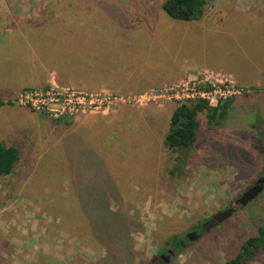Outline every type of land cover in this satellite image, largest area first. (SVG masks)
<instances>
[{"label": "rangeland", "instance_id": "1", "mask_svg": "<svg viewBox=\"0 0 264 264\" xmlns=\"http://www.w3.org/2000/svg\"><path fill=\"white\" fill-rule=\"evenodd\" d=\"M163 2L0 0L1 14L8 3L16 12L32 15L55 12L69 3L65 10L76 11L79 19L74 16L76 19L70 20L75 12L64 14L69 18L63 23L64 34L75 30L87 36L88 42L94 39L96 45L105 47L110 55L104 72L110 75L100 86L115 90L111 92L137 95L204 69L232 76L245 91L234 98L214 132L205 128V113L199 114L197 147L179 173L176 154L163 145L177 103H169L171 107L168 103L125 106L133 121L121 114L101 123L98 118H52L15 104L20 92L42 87L43 69L49 68L45 62L52 59L43 51L40 39L47 29L56 32L60 20L47 27L39 20H4L0 25V100L5 102L0 107V142L17 147L21 158L10 175L0 177V243H13L16 226L39 220L41 227L46 223V245L62 254L79 253L73 264H100L109 256L114 264H156L159 255L169 258L167 264H225L264 225L263 190L222 223L208 231L198 229L212 215L234 207L235 201L264 177V80L255 87L237 82L248 83L247 75L255 66L264 69V0H212L200 19L188 22L170 18L162 9ZM58 59L61 64L72 60L64 53ZM53 82L63 85L53 77L45 85ZM63 118L71 119V125L52 121ZM95 125H105L108 134L115 128L121 131L115 141H122V127L139 128L137 140L127 137L119 154L113 151L110 155L111 180L114 186L121 184L122 190L118 195L108 194L100 187L109 202V213L127 216L131 232L128 238L124 236L123 244L121 236L109 237L99 230L97 211L83 201L92 197L91 190L96 192L94 186L82 190L86 195L78 192L87 182L101 186L104 181L95 159L89 156L99 140L90 130ZM192 232L194 241H184ZM172 237L183 243L182 249L166 245ZM124 246L129 247L130 255ZM12 249L0 254V264H22L10 259L14 257ZM168 250L173 252L170 257ZM34 260L30 264L47 262ZM248 264H264V255L258 254Z\"/></svg>", "mask_w": 264, "mask_h": 264}, {"label": "crops", "instance_id": "2", "mask_svg": "<svg viewBox=\"0 0 264 264\" xmlns=\"http://www.w3.org/2000/svg\"><path fill=\"white\" fill-rule=\"evenodd\" d=\"M13 6V4L11 5L10 3H8L6 7L7 10L4 9V13H0V25L6 23L4 22V20H13L15 17L23 18L27 21H44L46 27L47 25H50L53 21L56 22L57 20H60V23H58L59 28L58 30H56V32L47 29L44 31V37L40 39V45H43L44 47L43 51L48 53L52 59V61L45 62V66L49 68L43 69L45 78L42 86H45L48 80L53 77L63 85L74 86L79 89L92 91H115L112 90L110 87L100 86L103 81L109 79L108 75H110L104 72L106 65V57H109L110 55L108 52H105V47L96 45L94 39L88 42L89 38L87 36H82L75 30H72L70 33L66 32V34H64V29L66 28L63 27L62 13H59L57 11L53 12L52 10L32 15L26 14L22 11L16 12L13 9ZM74 16L79 19V14L76 13V15H73L70 20L74 21L76 19H73ZM0 34H2L1 28ZM63 53L64 55H68L71 57L72 60L70 63L61 64V60L58 59V55ZM97 56L98 58H96ZM94 60L98 61V63H95ZM100 60L101 62H99ZM187 72L186 74H188ZM247 76L249 77L248 83L242 84V82H240L239 80H237V82L240 85L246 87H255V85H258L261 80H264V69H259L255 66L254 71L248 73ZM178 80L179 79H177V81ZM167 106L171 107V104L168 103ZM172 109L174 110L175 108ZM117 111L111 113L110 115L81 116L79 121H84V119L98 118L96 120H99L101 123L102 121H104V119L108 121L111 120V117H117V115L120 116L121 114H124L126 118L129 117L131 119V115H129L128 113L129 109H125V106L118 108ZM114 113L115 115H113ZM131 120L133 121V119ZM124 128H127V130H124ZM115 129H111L109 134L108 130L105 128V125H95L92 127V129H90L94 131V134L92 133L93 136L99 138L98 141L94 142V147L98 152H96V150L94 152L97 155H102V158H106V162L108 160L109 163L112 161L110 158L111 153L113 151L117 152L120 147L124 146L127 137H131L133 141L137 140V136L139 133V128L136 126H124L122 127V141H115L116 134L120 132ZM126 131H129V134H125ZM112 140H114L115 142L110 143V141ZM140 142H142L141 139ZM117 154L119 153L117 152ZM112 155L114 154L112 153ZM43 224L45 225V227H41V222L39 220H32L31 222L28 221L24 223V225L16 226L15 230L17 233V239L16 237H14L13 243L9 244V241H1L0 254L4 256L3 253L7 251V248L12 246V255L14 257H10V259L12 258L21 260L22 264H30L31 261H35L34 259H37V261L39 259L47 260V262H45L44 264H73L77 259L79 253H74L75 251H70V253L62 254L59 251L55 250V247L53 248L48 244L46 245L45 243L48 238L45 231L46 223ZM12 231L15 233L14 230ZM6 258L9 259V257Z\"/></svg>", "mask_w": 264, "mask_h": 264}, {"label": "trees", "instance_id": "3", "mask_svg": "<svg viewBox=\"0 0 264 264\" xmlns=\"http://www.w3.org/2000/svg\"><path fill=\"white\" fill-rule=\"evenodd\" d=\"M210 1L212 0H164L162 9L170 18L188 22L200 19L203 15V8ZM63 6L64 8L61 7L58 11H56L63 14L62 22L65 23L69 18L64 14H74L75 12L74 15H76L77 12L65 10L69 9V3L63 4ZM253 90H255V88H253ZM233 101L234 99L223 101L216 108L208 106L206 102L201 100L179 103L175 107L169 119L168 131L164 137L163 145L172 154H176L175 162L178 166H180L179 173L183 172L182 169L184 170V167L188 162L189 153L197 147L198 131L200 132L201 130L199 114L205 113V128L214 132V128L219 127L226 118L227 111L229 107H232ZM4 104L5 102L0 100V107ZM8 104H10V102H8ZM62 120L65 121V124L67 123L68 126L71 125L72 121L69 118L54 119L52 121L55 123ZM89 156L90 158L95 159L96 164L99 166L97 171L102 174L104 181L101 186L96 183L89 185L87 182L81 186L80 189L78 188V192L80 195H86V192H83L82 190H86L87 188L92 189L91 186H94L96 192L91 190L92 197L87 200L83 199V201L85 203L87 202L86 205L92 210L97 211L95 220L97 221L96 226L99 230L106 233L109 237L121 236L120 238L122 239L121 241L123 244V241L126 240L124 236L128 238L131 232V230L126 226L128 223L127 216L121 213L110 214L109 209H107L109 202L105 199V196H103L105 194L100 192V187L104 186L108 190V194H117L122 190V186L121 184L114 186L115 183L112 182L110 175V170L113 171V166L108 162V160L106 162L105 158H102V155H97L94 151L90 152ZM20 158L21 153L17 147L7 146L0 142V177L10 175L19 163ZM106 163L109 164L106 165ZM90 164L91 163H88L86 167ZM171 172L174 175V167ZM96 180L97 179H94V181ZM127 189L130 190L129 188ZM86 210L88 209L86 208ZM83 212L86 213L85 209ZM103 214L104 218L100 219L99 217ZM113 217L116 219L114 220ZM198 229L203 231L202 226H199ZM97 240L99 239L97 238ZM183 240L189 242L186 237ZM166 245L171 246L174 250L183 248V243L177 240L176 237H172L167 240ZM124 251L126 253L128 252L127 255H130L131 251H129V247L124 246ZM260 253L264 255V225L259 226L255 235L248 237L241 244L234 257L225 262V264H248L254 261ZM127 257L129 258L130 256ZM110 259L114 258L111 256L105 257L101 260L100 264H114L115 260L110 261ZM154 261L156 264L157 262L160 264H166L161 261L158 256L154 259ZM127 264H131L130 261Z\"/></svg>", "mask_w": 264, "mask_h": 264}, {"label": "built area", "instance_id": "4", "mask_svg": "<svg viewBox=\"0 0 264 264\" xmlns=\"http://www.w3.org/2000/svg\"><path fill=\"white\" fill-rule=\"evenodd\" d=\"M244 93L232 76L204 69L193 77L128 96L109 90L77 89L53 82L20 92L15 98V104L52 118H78L86 115H110L122 106L179 104L199 100L216 108L223 101L239 98Z\"/></svg>", "mask_w": 264, "mask_h": 264}, {"label": "water", "instance_id": "5", "mask_svg": "<svg viewBox=\"0 0 264 264\" xmlns=\"http://www.w3.org/2000/svg\"><path fill=\"white\" fill-rule=\"evenodd\" d=\"M264 190V177L258 179L253 186L248 188L236 201L235 206L229 209H226L222 212H218L212 217L207 220L205 223H203V231H208L209 228L217 226L218 224L222 223L226 219L229 218V216L232 215L234 212V209H236L239 206H246L251 201H253L262 191ZM196 238V234L194 232L189 233L186 235V239L188 241H194ZM162 259V258H161ZM166 263V261H165Z\"/></svg>", "mask_w": 264, "mask_h": 264}, {"label": "flooded vegetation", "instance_id": "6", "mask_svg": "<svg viewBox=\"0 0 264 264\" xmlns=\"http://www.w3.org/2000/svg\"><path fill=\"white\" fill-rule=\"evenodd\" d=\"M194 233H195V232H194ZM167 255H169V257H170V256L173 255V252L170 251V250H168V251H167ZM158 258H159L161 261H163L164 263H165V261H166V264L168 263V260H169L168 257H165V256H163V255H159ZM161 258H162V259H161ZM157 264H160V263L157 262Z\"/></svg>", "mask_w": 264, "mask_h": 264}]
</instances>
